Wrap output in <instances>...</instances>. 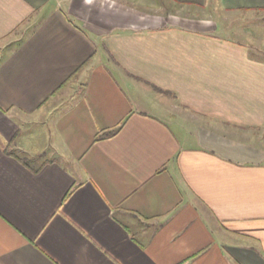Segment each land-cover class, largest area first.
I'll return each mask as SVG.
<instances>
[{
	"label": "crops",
	"instance_id": "crops-1",
	"mask_svg": "<svg viewBox=\"0 0 264 264\" xmlns=\"http://www.w3.org/2000/svg\"><path fill=\"white\" fill-rule=\"evenodd\" d=\"M263 41L264 0H0V264H264Z\"/></svg>",
	"mask_w": 264,
	"mask_h": 264
},
{
	"label": "rangeland",
	"instance_id": "rangeland-1",
	"mask_svg": "<svg viewBox=\"0 0 264 264\" xmlns=\"http://www.w3.org/2000/svg\"><path fill=\"white\" fill-rule=\"evenodd\" d=\"M241 24L244 25V23H241ZM230 39H236V40H239L241 42L245 41L244 39L236 38V37L230 38ZM253 56L259 60L264 61V41L262 42V44L258 43V46L256 44H253Z\"/></svg>",
	"mask_w": 264,
	"mask_h": 264
}]
</instances>
